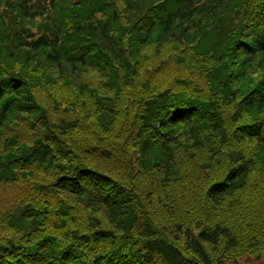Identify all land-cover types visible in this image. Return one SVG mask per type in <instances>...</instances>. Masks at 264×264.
<instances>
[{"label": "trees", "instance_id": "obj_1", "mask_svg": "<svg viewBox=\"0 0 264 264\" xmlns=\"http://www.w3.org/2000/svg\"><path fill=\"white\" fill-rule=\"evenodd\" d=\"M209 131L230 145L215 165H238L207 193L215 217L260 165L237 146L264 142V0H0V264H239L222 221L168 237L138 217L116 165L140 145L171 172ZM106 161L111 175L90 167ZM74 202L126 218L138 248L74 222Z\"/></svg>", "mask_w": 264, "mask_h": 264}, {"label": "rangeland", "instance_id": "obj_2", "mask_svg": "<svg viewBox=\"0 0 264 264\" xmlns=\"http://www.w3.org/2000/svg\"><path fill=\"white\" fill-rule=\"evenodd\" d=\"M80 75L83 79L87 78L86 73ZM198 135L203 141V134ZM221 137L222 134L214 136L212 131L204 135L208 145L207 151H203L198 146L195 147L192 140L184 137L181 145L172 151L174 160L171 162V172H167L162 165L154 166L156 161L160 164L165 163L167 155L153 147L146 148L147 154L143 156L139 152L144 150L140 145H135L138 148L133 150L134 153L131 156L121 154V160L117 159L116 165L122 168L120 170L122 175L131 177L129 185L139 195L143 211L140 210L139 204L137 208L135 207L136 215L147 218L157 227L160 234L173 236L177 223L190 226L197 232L199 228H207L213 226L215 222L222 221L231 226L239 237L241 246L232 254L239 264H264V255L261 259H257V256L264 252L262 251L264 246V142L246 138L239 142L237 146L239 156L240 153L251 154L260 161V165L241 184V188L219 208L216 216L209 217L207 206L209 189L216 182L224 180L228 173L238 167L237 163L230 161L226 162L225 167L217 166L212 157H209L208 154L212 155L213 150L217 154L212 156L219 157L230 149L228 142H223ZM98 163L90 167L95 171H97L96 168L102 167L108 175H111L113 167L110 166L109 161L104 164ZM72 207H74L72 210L74 222L80 221L85 216L89 221L94 220L95 225L102 231H111L113 236L118 238L117 247L122 248L123 241L128 247L127 251L131 252V248H138L139 244L135 245V240L129 238L131 233L124 231L122 227L126 218L120 219L121 229H117L103 215V210L99 206L90 203L83 206L74 202ZM20 229L18 226L14 228L15 232ZM75 239L78 240V237L76 236ZM183 244L180 246L185 248ZM77 248H79L78 245Z\"/></svg>", "mask_w": 264, "mask_h": 264}]
</instances>
